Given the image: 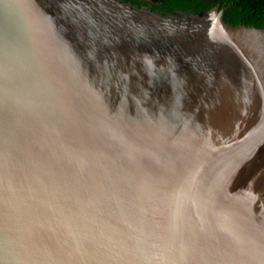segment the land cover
<instances>
[{
  "label": "water",
  "instance_id": "95a60500",
  "mask_svg": "<svg viewBox=\"0 0 264 264\" xmlns=\"http://www.w3.org/2000/svg\"><path fill=\"white\" fill-rule=\"evenodd\" d=\"M0 264H264V28L0 0Z\"/></svg>",
  "mask_w": 264,
  "mask_h": 264
},
{
  "label": "trees",
  "instance_id": "16d2710c",
  "mask_svg": "<svg viewBox=\"0 0 264 264\" xmlns=\"http://www.w3.org/2000/svg\"><path fill=\"white\" fill-rule=\"evenodd\" d=\"M137 5H148L163 14L177 10L198 13L217 3L224 20L231 25H251L264 28V0H127Z\"/></svg>",
  "mask_w": 264,
  "mask_h": 264
},
{
  "label": "flooded vegetation",
  "instance_id": "af4514ba",
  "mask_svg": "<svg viewBox=\"0 0 264 264\" xmlns=\"http://www.w3.org/2000/svg\"><path fill=\"white\" fill-rule=\"evenodd\" d=\"M214 6H219V4L217 3L216 5H214Z\"/></svg>",
  "mask_w": 264,
  "mask_h": 264
}]
</instances>
